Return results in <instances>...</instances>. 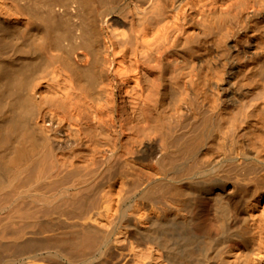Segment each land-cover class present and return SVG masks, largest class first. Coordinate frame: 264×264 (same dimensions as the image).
Returning <instances> with one entry per match:
<instances>
[{
	"label": "bare ground",
	"instance_id": "6f19581e",
	"mask_svg": "<svg viewBox=\"0 0 264 264\" xmlns=\"http://www.w3.org/2000/svg\"><path fill=\"white\" fill-rule=\"evenodd\" d=\"M0 264H264V0H0Z\"/></svg>",
	"mask_w": 264,
	"mask_h": 264
}]
</instances>
